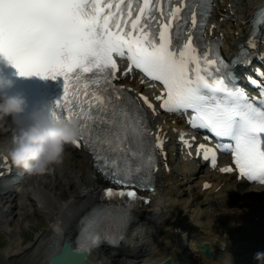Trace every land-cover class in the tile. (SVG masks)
Wrapping results in <instances>:
<instances>
[{
    "label": "snow or ice",
    "instance_id": "1",
    "mask_svg": "<svg viewBox=\"0 0 264 264\" xmlns=\"http://www.w3.org/2000/svg\"><path fill=\"white\" fill-rule=\"evenodd\" d=\"M210 8L209 0H0V56L22 76L63 77L64 94L48 117L79 122L74 144L86 146L97 168L126 186L106 187L108 197L148 200L133 185L155 191L156 146L164 147L140 100L114 82L120 71L115 54L131 63L124 76L134 67L163 83L162 94L155 97L162 109L191 112L194 127L209 129L220 148L231 150L241 176L264 182V69H257L261 79L247 77L260 92L253 97L239 84L235 70L251 64L248 48L241 45L240 55L229 62L218 48L205 45L201 50L198 39L183 40L188 22L202 38ZM248 43L256 46L255 33ZM140 96L157 110L148 95ZM186 143L191 148V141ZM198 147L215 166L217 149ZM130 204L93 208L76 246L69 241L53 264H81V253L111 236L113 221L121 230L129 223Z\"/></svg>",
    "mask_w": 264,
    "mask_h": 264
},
{
    "label": "bare ground",
    "instance_id": "2",
    "mask_svg": "<svg viewBox=\"0 0 264 264\" xmlns=\"http://www.w3.org/2000/svg\"><path fill=\"white\" fill-rule=\"evenodd\" d=\"M263 2L264 0H242V6L239 7L237 4L238 3L237 0H221V1L218 0V4L215 9L216 16L212 19V22L215 23L214 30L223 31L228 37L227 38L228 44L230 46H233L235 42L240 41L241 36L247 32L249 26L248 25L249 16L258 6L263 4ZM231 11H234V14H231ZM219 16H225L227 17V19L225 21H220L218 19ZM180 158L182 161V168L184 169V172L186 174V176L184 175L182 178L184 180L188 178L189 179L192 178L193 176L197 175L199 171L204 169V167L194 166L193 163L190 161H185L182 155L180 156ZM71 159H75L74 162L77 165V166H73L72 164L73 166L72 176L74 177L73 181L79 182L80 188L78 187L79 188L78 191L72 190L71 193L69 194L70 196L66 197V195L64 194L65 198H63L61 197V195L64 196L63 193L56 194L54 196L53 193H51L47 189L44 183L37 181L38 182L36 183L37 186L35 185L36 187L34 190V194L37 196L38 202L41 203L42 208L43 206H45L49 209V212L47 213L50 218H53L51 220V225L48 228H46L43 232L38 233V238L35 241L34 246H32L33 249L36 251L37 250L46 251L42 264L45 263L47 257L52 252H54L60 247L62 241L66 237L69 236L72 237L73 239L77 237L79 229L84 223L83 221H85L86 218L89 216L90 209L95 203L96 198L100 196L99 187L101 185V182L103 181V177H101L100 174H98V172L89 163L90 157H87L84 152H79L74 150ZM62 162L64 165L69 164L66 163L67 162L66 157H64ZM65 168H67V165L65 166ZM184 172H182L181 174H184ZM210 178L213 181H215L212 190L215 189L216 185H220L223 179H228L226 175H219V174H212ZM172 179L173 178L171 172H168L166 170H160L158 174V185L156 189V194L155 193L154 194L156 197L157 194L160 192H167L168 193L167 199L157 206L155 203L156 201L152 200L151 203H149L148 205L139 208L136 211L134 217L132 218L128 228L126 229L125 236L120 245H110L104 242V244L100 248L93 249L91 254L94 257L100 259L105 264H116L118 262H120V264H160L157 261H152L151 256L152 254H154V252L158 250V247L161 246L162 244V240L161 243H159L160 242L159 239L161 238L162 231L160 232L159 236H156L153 230H151V228L155 226H161V225L163 226L164 225L163 223L168 219L169 221L171 219H175L177 221L176 222L177 226L180 227L181 221L184 219V215H185L184 214L185 206L176 205L173 200L174 197L173 199H171L172 197L171 194L175 193V188H174L175 182H172ZM202 180L203 178L199 180V182L196 184V189H195L196 194H198L199 196L203 194V190L201 189ZM231 181H233L232 178L226 180L224 185L221 187V190L217 193L216 197L213 200H205L206 202L211 203V205L213 206L210 213L209 214L207 213L204 216H202V219L200 218L201 215L200 216L197 215L198 217L196 220L199 222L203 221L206 222V224L212 222L211 225L213 226L212 227L213 231H216L217 228H219L221 231L222 228L228 229L229 227L232 226L237 227L240 225V222L246 221V219H248L250 216H255L256 215L255 213L259 212L257 209H254L253 206H248L249 204L246 203V199L247 201L250 199L252 200L253 198H255L252 194L258 195L259 191L264 192V186L255 187V186H250L248 184L239 185L240 184L239 182L234 181V183H236L238 187L235 188V186L232 187L230 185ZM234 190H238L239 193L235 194ZM28 191H29L28 186H22V185L18 186L17 194L19 195L18 196L19 200L17 202V205L20 206V208H26L27 202L22 203V200H24L26 196V192L28 193ZM237 196L238 198H236ZM233 198H236V200L235 203L233 202V206H232ZM2 201L3 200L0 196V203H2ZM242 203H244V205L246 203V206L240 208L239 206L241 207L243 206ZM230 207H233L235 209ZM55 208L58 209L55 211ZM157 208H159V211L156 210ZM0 212L1 213L4 212V207L0 209ZM1 222L3 226L7 228L8 232L10 231L8 237L11 242L4 248V251L11 256L14 255L20 256L22 252L28 253L29 251H26L25 250L26 248L24 249V246L22 244V236L19 235L17 231V229L21 227L19 222L16 224V227H12L11 225L12 223H10V220L8 219H6L5 221L0 219V223ZM154 223H158V224L155 225ZM176 224L174 225L176 226ZM204 227L206 228V226ZM170 232L171 231L169 230L168 233ZM146 237L147 239H145ZM199 238H201L204 242V240H209L211 237L209 235H203ZM253 240L256 241L257 238H254ZM168 243L169 242H166V245H168ZM30 245H32V243ZM250 246L251 245H249V247ZM214 247L212 245H209V248L211 249ZM182 248L183 245L180 243L176 245V249L173 252L168 251L167 255L169 254L173 258L174 264H228L229 261L233 262L231 259H229L230 257L228 255L229 254L228 252L226 256H223L220 259L218 258L210 259L211 255L209 254L205 253L207 256L203 255V253L197 255L194 253L196 250L193 251L191 249L190 251H188V253H186L182 251ZM205 248L206 246L204 245L200 251L202 252V250ZM241 248H244V245L241 246ZM105 250H110L108 252V256H105V254H107ZM40 255L41 252H39L37 255H34L33 253V255H29L28 257L26 256V261H24L25 264H29L34 258Z\"/></svg>",
    "mask_w": 264,
    "mask_h": 264
},
{
    "label": "rangeland",
    "instance_id": "3",
    "mask_svg": "<svg viewBox=\"0 0 264 264\" xmlns=\"http://www.w3.org/2000/svg\"><path fill=\"white\" fill-rule=\"evenodd\" d=\"M174 159L175 160H179L180 159V162H181V166H182V161H181V158H180V156H174ZM75 160V159H74ZM67 163H69V164H66L67 165V168H65V166H64V169L62 170H60V169H58V170H56V171H53V172H47L45 175L44 174H32V177H34V178H30V179H28V182H31V181H34V183L33 184H31L32 186H34V188L37 186L36 185V183H38L37 181H39V180H41V182H47L46 184H47V188H49L51 191H53V192H57L58 194H61V193H63V195L65 194L66 195V197L67 196H70L69 194L71 193V191L72 190H76V191H78V189L80 188L79 187V182H77V181H73L74 180V177L72 176L73 175V171H72V167L73 166H77L76 165V163L73 161H68ZM70 163H71V165H70ZM72 164H73V166H72ZM75 164V165H74ZM70 166V167H69ZM176 166H178V163H176ZM68 167H69V169H68ZM67 170H69V171H67ZM71 171V172H70ZM183 171H184V169H183ZM182 171V172H183ZM174 172V171H173ZM181 171L178 173V174H176L175 175V179H177V184H176V191H175V193H173V194H171L172 195V197H171V199H173V197H174V203L176 204V203H178V205H184L185 206V210H184V219H186V221H187V223H189V225L190 226H192V224H193V226L190 228V226H186L185 224H184V219L181 221V224H180V227L181 226H183V228H186L187 230L188 229H190V233L191 232H193L192 233V236L190 235V237H189V239L187 238V233L186 232H184L183 231V234L181 233V234H179V235H177L176 234V230H175V228L177 227V228H179L178 226H177V224H176V220L175 219H171L170 221H169V219L168 220H166L163 224V226L161 225V226H155V227H153V228H151V230H153V232H154V234L156 235V236H159V234H160V232H161V238L159 239V243H161V240H162V244H161V246H159L158 247V250L156 251V252H154V254H152V256H151V259L152 260H155V261H157L158 262V260H160L161 258H164V257H166V256H169V254L167 255V253H168V251L169 252H173L175 249H176V245H178V244H182L183 245V248H182V251L183 252H186V253H188V251H190V249L191 250H193V251H195L194 253L195 254H197V255H200V254H202L203 252H201L200 250L202 249V243H203V240L201 239V238H199V237H201V236H203V235H206V233L208 232V230H205V227L204 226H198L196 223L198 222V223H200L199 221H197L196 219H197V215H205V214H209L210 213V211L212 210V205L211 204H204V202H206L205 200L206 199H202V195L201 196H199L198 194H196V182L194 181V180H188V179H182V173ZM50 173V174H49ZM65 173V174H64ZM59 174V175H58ZM61 174V175H60ZM64 175V176H63ZM174 175V174H173ZM173 175H172V178L174 179V177H173ZM35 176H38V178H35ZM54 176V177H53ZM57 176V177H56ZM61 176H63V177H61ZM179 176V177H178ZM185 176H186V174H185ZM58 178V179H57ZM62 179V181H61V179ZM71 178V179H70ZM73 178V179H72ZM53 179H56V180H53ZM48 180V181H47ZM65 180V181H64ZM72 180V181H71ZM180 180V181H179ZM188 180V181H187ZM55 181V182H54ZM69 181V182H68ZM49 182V183H48ZM51 182V183H50ZM73 182V183H72ZM58 183V184H57ZM61 183V184H60ZM29 185V183H26V184H24V185H22V186H28ZM36 185V186H35ZM50 185H52V186H50ZM53 185H56V186H53ZM59 186H60V188H59ZM62 186V187H61ZM51 187V188H50ZM76 187V188H75ZM79 187V188H78ZM55 190V191H54ZM35 195V194H34ZM65 195L64 196H62L61 195V197H63V198H65ZM17 197L15 198V201H16V206H18L17 205V202H18V200H19V195L17 194L16 195ZM35 197H36V199H37V201H38V198H37V196L35 195ZM236 198H238V196L236 197ZM236 198H233V200H232V206H233V202L235 203V200H236ZM155 199H156V197H155ZM154 199V201H156ZM254 199H250V200H248L247 201V199H246V203H248L249 205H250V203H251V205L250 206H253V205H261V203L260 202H262L261 200H263L262 198H256L254 201H253ZM32 201H35L34 199H32ZM204 201V202H203ZM9 202H11V201H9ZM250 202V203H249ZM39 204H40V206L42 207V205H41V203L40 202H38ZM156 203V202H155ZM246 203H245V205H244V203H242L243 204V206L241 207V206H239L240 208H243V207H245L246 206ZM1 204V203H0ZM12 204H15V202H12ZM30 204H32V205H30V207H29V205H28V203L26 204V208H21V209H26V210H30V212L29 211H23V210H19L17 207V209L15 210V213H17L16 214V216L15 217H13L14 218V220L13 221H11V223H12V227H16V224L19 222V224L21 225V227L19 228V229H17V231H18V233H19V235H21L22 236V244H23V246H24V249L26 250V251H29L28 253H23L22 252V254H20V256H17V255H15V256H11V255H9L8 253H6L5 251H4V248L11 242L10 241V239H9V237H8V235H9V232H8V230H7V232H8V234H6L1 228H5V226H3V224H2V222L0 223V264H25V262L24 261H26V256L28 257L29 255H33V253H34V255H37L39 252H41V255L40 256H38V257H36V258H34L29 264H42V261H43V258L45 257V252L46 251H44V250H34L33 249V247L32 246H34V243H35V241L37 240V238H38V233L40 232H43L46 228H48L50 225H51V220L53 219V218H50L49 217V215H48V213H47V211L49 210L48 208H46L45 210H47V211H41V207L37 204V202H34V203H30ZM191 204H193V205H191ZM241 204V205H242ZM247 204V205H248ZM191 205V206H190ZM156 206H157V203H156ZM197 206L199 207V208H202V209H205V211L204 210H202V211H200L199 213H195V210L196 209H198L197 208ZM239 207H238V210H239ZM20 208V207H19ZM230 208H233V207H230ZM14 209V207H12L9 211H11V210H13ZM58 209V208H57ZM56 208H55V211L57 210ZM233 209H235V208H233ZM254 209H255V207H254ZM208 210H210V211H208ZM4 211H5V209H4ZM23 211V212H22ZM34 211H38V212H34ZM20 214V215H19ZM196 214V215H195ZM255 214H257V213H255ZM195 215V216H194ZM185 216H186V218H185ZM48 217L50 218V219H48ZM52 217V216H51ZM174 220V221H173ZM3 221H5L4 219H3ZM168 221V222H167ZM194 221V222H193ZM196 221V222H195ZM192 222V223H191ZM243 222H245V221H242V222H240V225L239 226H237L236 228L237 229H241V228H244L245 229V231H248L251 227H255L257 230L259 229L258 227H259V225L258 224H256L255 222H253V225L252 226H250L249 224H243ZM252 222V221H251ZM167 223V224H166ZM174 224H176V226L174 225ZM168 225V226H167ZM257 225V226H256ZM1 226H3V227H1ZM171 226V227H170ZM212 226V225H211ZM169 227V228H168ZM213 227V226H212ZM160 228V229H159ZM193 228V229H192ZM230 228V227H229ZM20 229H21V233L19 232L20 231ZM219 228H217L216 229V233L215 234H217L218 232H220V229L218 230ZM169 230L172 232H170V233H168L169 232ZM167 231V232H166ZM175 231V232H174ZM170 234V235H169ZM149 235V234H148ZM163 235H164V237H163ZM177 235V236H176ZM210 236V235H209ZM153 237V236H152ZM163 237V238H162ZM211 237V236H210ZM222 237H225V236H222ZM221 237V238H222ZM155 238V237H154ZM145 239H147V237L145 238ZM197 239H199V241H200V244H199V246H198V241H197ZM253 239V238H252ZM251 239V240H252ZM167 240V241H166ZM210 240V239H209ZM251 240H249V241H251ZM31 241H32V245H30L31 244ZM164 241H165V243H164ZM205 241V240H204ZM207 241V240H206ZM166 242H169L168 243V245H166ZM212 243V244H211ZM164 244V245H163ZM210 245H212L213 247H214V245H215V247L214 248H212V249H219L220 248V246H218V245H216V244H214L213 242H210ZM250 245V244H249ZM241 246H243V245H240V247ZM28 248V249H27ZM31 248V249H30ZM211 249V248H210ZM211 249V250H212ZM223 249H224V246H223ZM245 251L247 250V249H245V248H243ZM185 250V251H184ZM199 250V251H198ZM36 251V252H35ZM106 252H107V254H105V256H108V252L110 251V250H105ZM104 251V252H105ZM35 253H37V254H35ZM5 254H7V256L5 255ZM24 254V255H23ZM28 254V255H27ZM43 254V255H42ZM192 254V253H191ZM217 252H216V255L215 256H210V259H214V258H218V259H220V258H222L223 256H226V254H228L227 252H224V253H222V252H220L218 255L219 256H217ZM203 255H206L205 253H203ZM229 255V254H228ZM207 256V255H206ZM25 257V258H24ZM230 257V256H229ZM22 258V259H21ZM40 261V262H39ZM121 262H123V261H121ZM116 264H120V262H118V263H116Z\"/></svg>",
    "mask_w": 264,
    "mask_h": 264
},
{
    "label": "clouds",
    "instance_id": "4",
    "mask_svg": "<svg viewBox=\"0 0 264 264\" xmlns=\"http://www.w3.org/2000/svg\"><path fill=\"white\" fill-rule=\"evenodd\" d=\"M14 80L0 71V121L8 118L15 124L11 144L7 149L13 162L31 174H44L63 161L66 146L79 137V122L76 120L49 119L48 110L26 114L27 99L22 93L9 94ZM168 197L167 192L156 196L160 205ZM159 211V208L156 209ZM264 257L258 251L256 258Z\"/></svg>",
    "mask_w": 264,
    "mask_h": 264
},
{
    "label": "water",
    "instance_id": "5",
    "mask_svg": "<svg viewBox=\"0 0 264 264\" xmlns=\"http://www.w3.org/2000/svg\"><path fill=\"white\" fill-rule=\"evenodd\" d=\"M71 241L73 246H76L75 241H73L72 239H66L63 244L54 252H52L49 257L47 258L46 262L44 264H53V261L56 260L58 257H62L65 247L67 245V243ZM78 259L80 260L81 264H83V262L86 261V264H105L103 263L101 260L93 257L91 255L90 252L88 253H81L78 257Z\"/></svg>",
    "mask_w": 264,
    "mask_h": 264
}]
</instances>
